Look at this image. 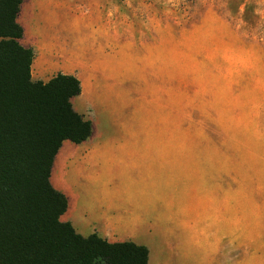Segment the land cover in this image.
<instances>
[{
	"label": "rangeland",
	"instance_id": "rangeland-1",
	"mask_svg": "<svg viewBox=\"0 0 264 264\" xmlns=\"http://www.w3.org/2000/svg\"><path fill=\"white\" fill-rule=\"evenodd\" d=\"M79 3L99 14L93 28ZM17 22L23 46L36 48L50 22L69 49H95L89 65H31L33 81L74 70L87 140L156 143L135 180L113 185L105 159L90 185L146 192L130 199L149 210L156 257L166 262L174 242L171 264H264V0H23ZM50 180L61 193L83 183L64 161Z\"/></svg>",
	"mask_w": 264,
	"mask_h": 264
},
{
	"label": "trees",
	"instance_id": "trees-1",
	"mask_svg": "<svg viewBox=\"0 0 264 264\" xmlns=\"http://www.w3.org/2000/svg\"><path fill=\"white\" fill-rule=\"evenodd\" d=\"M22 2L0 0V264H148L146 246L82 236L60 220L67 199L51 184L53 161L64 141L90 136L91 121L72 105L75 75L32 80Z\"/></svg>",
	"mask_w": 264,
	"mask_h": 264
},
{
	"label": "crops",
	"instance_id": "crops-1",
	"mask_svg": "<svg viewBox=\"0 0 264 264\" xmlns=\"http://www.w3.org/2000/svg\"><path fill=\"white\" fill-rule=\"evenodd\" d=\"M78 9L83 13L85 20L83 26H92L99 19L96 12L87 13V4L79 3ZM85 16V17H84ZM91 20V21H89ZM110 21V19L108 20ZM92 22V23H91ZM52 23L40 31V42L33 48L34 57L32 64L38 68L39 73L43 74L57 64L59 59L69 61L70 65L75 68L83 66L85 63L89 65L90 61H94L95 49L77 46L76 49H69L64 43L63 35L58 34L61 30H52ZM95 31V29H93ZM108 32V39L105 45L111 52L114 28L107 26L104 31ZM54 31L53 35L50 32ZM31 64V65H32ZM94 66V63L91 64ZM59 73L73 74L74 70L61 71ZM56 75V74H55ZM74 99V98H73ZM73 105V103H72ZM74 107V106H73ZM75 109V108H74ZM79 113V112H78ZM61 146L55 155L53 165H60L65 162L66 171L79 172L80 181H65L64 189H61L67 199V208L60 216V220L69 222L77 233L82 236L97 234L109 243L115 242H133L138 245L147 247V238L153 233L149 213L144 206H138L134 200L130 199L132 195H143L144 191L131 190L123 188L121 191L126 198L120 195L109 194L110 188L104 189L97 186L96 189L90 188L95 175L91 174L92 168L98 171L100 163H104L105 159L111 161L112 164V182L113 185L121 176L128 177V180H135L131 176L132 173H138L141 169L147 170V153H151L153 142L147 141H129V140H84L80 143ZM145 157V164L136 163V159ZM52 165V166H53ZM52 171V168H51ZM131 176V178H129ZM51 177V175H50ZM51 181V180H50ZM174 232V231H173ZM177 254V246L174 242L168 243L166 262L162 261V257L152 253L148 249V264H171L172 257ZM164 257V256H163ZM167 258V257H166Z\"/></svg>",
	"mask_w": 264,
	"mask_h": 264
}]
</instances>
